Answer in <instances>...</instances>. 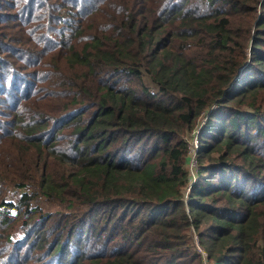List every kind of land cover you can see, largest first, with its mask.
Here are the masks:
<instances>
[{
    "label": "trees",
    "instance_id": "16d2710c",
    "mask_svg": "<svg viewBox=\"0 0 264 264\" xmlns=\"http://www.w3.org/2000/svg\"><path fill=\"white\" fill-rule=\"evenodd\" d=\"M0 264H264V0H0Z\"/></svg>",
    "mask_w": 264,
    "mask_h": 264
},
{
    "label": "built area",
    "instance_id": "2783aa9c",
    "mask_svg": "<svg viewBox=\"0 0 264 264\" xmlns=\"http://www.w3.org/2000/svg\"><path fill=\"white\" fill-rule=\"evenodd\" d=\"M205 121L206 119H203L201 125L197 127V129L192 133V142L190 145V152H189V162L187 165L190 166L189 174H190L191 182H195L197 179V157L200 149L199 135L201 133L202 126L204 125ZM194 139H195V145L193 144Z\"/></svg>",
    "mask_w": 264,
    "mask_h": 264
},
{
    "label": "rangeland",
    "instance_id": "374dc122",
    "mask_svg": "<svg viewBox=\"0 0 264 264\" xmlns=\"http://www.w3.org/2000/svg\"><path fill=\"white\" fill-rule=\"evenodd\" d=\"M191 142H192V134L190 135V145H191ZM193 144L195 145V139H194V141H193ZM189 167L190 166H187V169L189 170ZM191 170H192V167H191Z\"/></svg>",
    "mask_w": 264,
    "mask_h": 264
}]
</instances>
